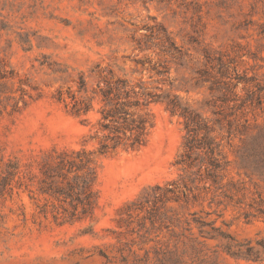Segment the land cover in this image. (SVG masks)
<instances>
[{
    "label": "rangeland",
    "instance_id": "rangeland-1",
    "mask_svg": "<svg viewBox=\"0 0 264 264\" xmlns=\"http://www.w3.org/2000/svg\"><path fill=\"white\" fill-rule=\"evenodd\" d=\"M0 264H264V0H0Z\"/></svg>",
    "mask_w": 264,
    "mask_h": 264
},
{
    "label": "trees",
    "instance_id": "trees-1",
    "mask_svg": "<svg viewBox=\"0 0 264 264\" xmlns=\"http://www.w3.org/2000/svg\"><path fill=\"white\" fill-rule=\"evenodd\" d=\"M118 83L124 85L122 80ZM123 86L109 85L106 89L101 90L105 107L102 109V127L112 132V144H102V151L107 148H115L121 144L130 147L138 146L145 136L147 119L142 116H136L130 111V107L137 106V100H129V93L122 90ZM173 103V102H172ZM171 111L174 110L175 104H172Z\"/></svg>",
    "mask_w": 264,
    "mask_h": 264
}]
</instances>
